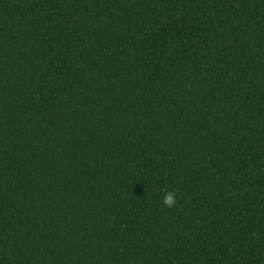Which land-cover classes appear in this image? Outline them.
I'll list each match as a JSON object with an SVG mask.
<instances>
[{
	"label": "trees",
	"instance_id": "16d2710c",
	"mask_svg": "<svg viewBox=\"0 0 264 264\" xmlns=\"http://www.w3.org/2000/svg\"><path fill=\"white\" fill-rule=\"evenodd\" d=\"M0 264H264V0H0Z\"/></svg>",
	"mask_w": 264,
	"mask_h": 264
},
{
	"label": "clouds",
	"instance_id": "9594fccd",
	"mask_svg": "<svg viewBox=\"0 0 264 264\" xmlns=\"http://www.w3.org/2000/svg\"><path fill=\"white\" fill-rule=\"evenodd\" d=\"M176 202V194L174 192H165L162 204L166 207H172Z\"/></svg>",
	"mask_w": 264,
	"mask_h": 264
}]
</instances>
